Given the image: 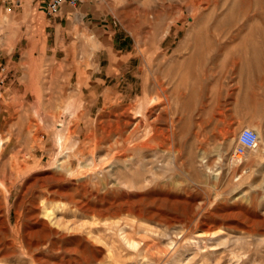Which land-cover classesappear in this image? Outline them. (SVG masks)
<instances>
[{
    "label": "rangeland",
    "instance_id": "374dc122",
    "mask_svg": "<svg viewBox=\"0 0 264 264\" xmlns=\"http://www.w3.org/2000/svg\"><path fill=\"white\" fill-rule=\"evenodd\" d=\"M45 2L0 0V264H264V0Z\"/></svg>",
    "mask_w": 264,
    "mask_h": 264
},
{
    "label": "built area",
    "instance_id": "2783aa9c",
    "mask_svg": "<svg viewBox=\"0 0 264 264\" xmlns=\"http://www.w3.org/2000/svg\"><path fill=\"white\" fill-rule=\"evenodd\" d=\"M81 2L82 0H46L44 4V12L48 18H54L59 14L62 8L75 7ZM0 72L3 73L4 69H1ZM5 76L0 79L1 84L4 82ZM257 139L258 136L256 132L249 129L242 130L237 137L233 150V160L238 164L241 163V160L246 153L256 148Z\"/></svg>",
    "mask_w": 264,
    "mask_h": 264
},
{
    "label": "crops",
    "instance_id": "0c3cea01",
    "mask_svg": "<svg viewBox=\"0 0 264 264\" xmlns=\"http://www.w3.org/2000/svg\"><path fill=\"white\" fill-rule=\"evenodd\" d=\"M62 11H64V10H63V8L61 9V11L59 12V14H58V15H60V13H61ZM58 15H57V16H58ZM69 21H71V20H69ZM242 117H244V116H242Z\"/></svg>",
    "mask_w": 264,
    "mask_h": 264
},
{
    "label": "bare ground",
    "instance_id": "6f19581e",
    "mask_svg": "<svg viewBox=\"0 0 264 264\" xmlns=\"http://www.w3.org/2000/svg\"><path fill=\"white\" fill-rule=\"evenodd\" d=\"M262 8V7H261ZM264 13V12H263ZM76 31V30H75ZM165 56V55H164ZM163 57V56H162ZM165 60V59H164ZM207 112V111H206ZM207 114V113H206ZM257 136H258V134H257ZM257 141H258V139H257ZM256 144H257V142H256ZM232 158V157H231Z\"/></svg>",
    "mask_w": 264,
    "mask_h": 264
}]
</instances>
